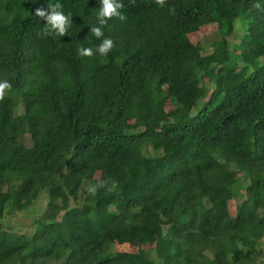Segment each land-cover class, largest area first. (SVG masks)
Wrapping results in <instances>:
<instances>
[{
	"label": "trees",
	"instance_id": "1",
	"mask_svg": "<svg viewBox=\"0 0 264 264\" xmlns=\"http://www.w3.org/2000/svg\"><path fill=\"white\" fill-rule=\"evenodd\" d=\"M57 2L72 24L41 37L34 13ZM122 3L127 19L103 28L113 49L82 57L79 47L103 39L90 32L99 0H0V81L12 84L0 101V220L38 194L46 200L29 237L0 231V264H147L112 253L114 243L151 244V264H253L264 238V0ZM204 23L216 27L206 55L187 39ZM206 75L212 94L197 107ZM233 170L244 187L229 216ZM100 181L117 187L88 194Z\"/></svg>",
	"mask_w": 264,
	"mask_h": 264
},
{
	"label": "rangeland",
	"instance_id": "2",
	"mask_svg": "<svg viewBox=\"0 0 264 264\" xmlns=\"http://www.w3.org/2000/svg\"><path fill=\"white\" fill-rule=\"evenodd\" d=\"M240 27L241 24L238 21L234 23L233 32L231 34V38L229 39L230 50H232L233 47L239 43V38L242 35V30ZM187 39L192 45L201 43L202 54L206 55L211 50V43L216 40V27L211 23L201 24L196 32L187 36ZM234 54H237V51H235ZM260 64V60H257L246 67H243V65L238 63V72H243L242 67L245 68V72L255 70L260 66ZM212 79L213 75H206L203 78V85L199 90L196 91L195 96L198 100L197 107L200 106L199 104L209 101L212 94ZM166 109H169L168 105L166 106ZM192 112H194V110ZM14 113V122L17 127L16 137L20 142L27 146L29 143V133L27 125L24 121L20 109L17 108ZM128 122H132V116L128 118ZM229 185L232 189L234 197L233 200L227 205V210L229 216H233L236 213L243 196L244 183L239 172L233 170L232 179L229 181ZM82 196L83 194L81 192L79 194L80 199L82 198ZM45 203L46 200L43 194H38L32 197L30 200L21 203L19 209L16 212H10L2 217V219L0 220V231L3 234L15 235L18 242H20L23 238L29 237L33 233V231L37 227L41 226L44 222ZM78 203L81 204V201H79ZM151 229L154 232L155 236L160 235V230L155 227H152ZM150 247H152L151 244H146L139 248H136L127 244L114 243L111 246L110 251L112 253H140L142 259L145 260L147 264H151V262L147 259L148 257L150 259V255L147 254L148 257L145 256V252H147L146 250ZM153 261L155 262L154 259Z\"/></svg>",
	"mask_w": 264,
	"mask_h": 264
},
{
	"label": "clouds",
	"instance_id": "3",
	"mask_svg": "<svg viewBox=\"0 0 264 264\" xmlns=\"http://www.w3.org/2000/svg\"><path fill=\"white\" fill-rule=\"evenodd\" d=\"M100 7L98 9L97 21L98 24L90 28L91 34L97 38L102 39V42L93 49L92 47H79L77 49V54L82 57H92L95 54L101 56H107L109 52L113 49L114 41L111 38H104L103 28L107 24V21L113 18L119 19L121 22L127 19L126 15L122 11L124 9V4L122 0H99ZM134 3V0H132ZM155 3L163 7L166 0H155ZM255 8L260 9L261 4L255 3L253 5ZM170 13L175 12V6L169 9ZM34 15L41 20L45 21L44 26L38 33L39 36H52L56 35L63 37L67 34L69 27L72 24L71 13L65 14L63 12V5L59 2L48 4L46 8H37ZM12 88V84L7 80L0 81V101L4 100L5 95ZM107 184L111 186L106 187ZM117 187L116 181H100L96 184H90L87 187V192L90 195L95 196L97 191L101 188H106L107 191H114Z\"/></svg>",
	"mask_w": 264,
	"mask_h": 264
},
{
	"label": "crops",
	"instance_id": "4",
	"mask_svg": "<svg viewBox=\"0 0 264 264\" xmlns=\"http://www.w3.org/2000/svg\"><path fill=\"white\" fill-rule=\"evenodd\" d=\"M253 264H264V238L255 245V258Z\"/></svg>",
	"mask_w": 264,
	"mask_h": 264
}]
</instances>
